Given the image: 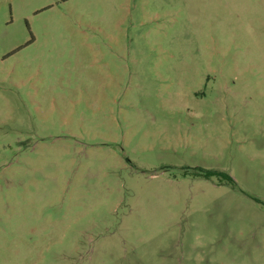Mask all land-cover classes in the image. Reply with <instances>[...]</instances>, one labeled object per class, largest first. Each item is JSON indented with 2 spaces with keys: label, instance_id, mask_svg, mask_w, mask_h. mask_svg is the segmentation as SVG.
I'll use <instances>...</instances> for the list:
<instances>
[{
  "label": "rangeland",
  "instance_id": "1",
  "mask_svg": "<svg viewBox=\"0 0 264 264\" xmlns=\"http://www.w3.org/2000/svg\"><path fill=\"white\" fill-rule=\"evenodd\" d=\"M0 264H264V0H0Z\"/></svg>",
  "mask_w": 264,
  "mask_h": 264
},
{
  "label": "trees",
  "instance_id": "2",
  "mask_svg": "<svg viewBox=\"0 0 264 264\" xmlns=\"http://www.w3.org/2000/svg\"><path fill=\"white\" fill-rule=\"evenodd\" d=\"M204 176L206 178H211V177H217L219 179H224V180H227L229 183L233 184L234 181L232 179L231 176H229L228 174H225L223 172H220V171H207L204 173Z\"/></svg>",
  "mask_w": 264,
  "mask_h": 264
}]
</instances>
